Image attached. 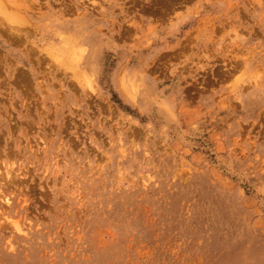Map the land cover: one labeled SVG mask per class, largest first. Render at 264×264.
Wrapping results in <instances>:
<instances>
[{
    "label": "rangeland",
    "instance_id": "obj_1",
    "mask_svg": "<svg viewBox=\"0 0 264 264\" xmlns=\"http://www.w3.org/2000/svg\"><path fill=\"white\" fill-rule=\"evenodd\" d=\"M0 25V264H264V0Z\"/></svg>",
    "mask_w": 264,
    "mask_h": 264
},
{
    "label": "bare ground",
    "instance_id": "obj_2",
    "mask_svg": "<svg viewBox=\"0 0 264 264\" xmlns=\"http://www.w3.org/2000/svg\"><path fill=\"white\" fill-rule=\"evenodd\" d=\"M18 1V0H17ZM4 4V3H3ZM12 4H15V3H12ZM16 7H17V3H16V5H15ZM6 7V6H5ZM18 7H20V6H18ZM157 8V7H156ZM6 9V8H5ZM10 10V9H9ZM178 11V10H177ZM195 11V10H194ZM14 12V11H13ZM188 12V11H187ZM12 13V12H11ZM12 14H14V13H12ZM175 16V15H174ZM15 17H16V15H15ZM19 18V17H18ZM13 19V18H12ZM20 19V18H19ZM108 20V19H107ZM6 21V20H5ZM28 24V23H27ZM27 24H25V25H27ZM1 26V25H0ZM19 26V25H18ZM28 27V26H27ZM31 26H29V28H30ZM24 30H25V28H24ZM27 31V30H26ZM61 31H62V29H61ZM11 32V31H10ZM29 32V31H28ZM12 33V32H11ZM14 34V33H13ZM22 36V35H21ZM67 39H68V36H67ZM66 47V46H65ZM49 52V51H48ZM56 55V54H55ZM73 55V54H72ZM58 58V57H57ZM75 58V57H74ZM76 60H77V58H76Z\"/></svg>",
    "mask_w": 264,
    "mask_h": 264
}]
</instances>
